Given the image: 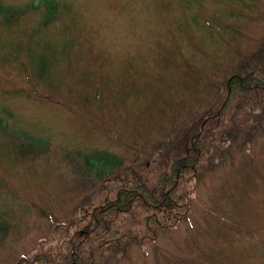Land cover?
I'll use <instances>...</instances> for the list:
<instances>
[{
    "label": "rangeland",
    "instance_id": "374dc122",
    "mask_svg": "<svg viewBox=\"0 0 264 264\" xmlns=\"http://www.w3.org/2000/svg\"><path fill=\"white\" fill-rule=\"evenodd\" d=\"M226 21L249 52L264 34V0H0V264H42L37 255L54 248L65 257L77 229L67 216L119 183V167H89L93 150L124 170L184 136L181 116L160 113L158 102L183 92L169 82L180 78L173 66L162 67L189 55L227 61ZM195 182L183 183L195 187L193 222L109 264H264V136Z\"/></svg>",
    "mask_w": 264,
    "mask_h": 264
},
{
    "label": "trees",
    "instance_id": "16d2710c",
    "mask_svg": "<svg viewBox=\"0 0 264 264\" xmlns=\"http://www.w3.org/2000/svg\"><path fill=\"white\" fill-rule=\"evenodd\" d=\"M224 23L218 35L226 40V50L234 52L221 56L227 57V61L204 57L209 60L208 64H204L205 60L197 63L189 55L187 59L166 62L162 67L173 66L174 74H179L180 78L169 82H174L177 88L182 86L183 92L172 93L167 100L158 102L160 113L170 115L174 121L181 116L178 124L185 128L184 136L170 140L172 146L164 148L165 154L160 153V149L149 156L139 153L124 170L121 159L110 151L96 148L86 155L89 167L95 168L96 164L104 168L108 164L112 168L119 167L115 178L118 186L108 195H98V202L94 199L80 204L72 216H67L70 227L77 229L68 234L65 257L54 248L39 253L38 261L42 264H109L111 257L120 251L126 252L132 244L149 240L170 224L176 226L184 217L189 225L193 220L188 204L195 187L186 189L183 183L193 179L196 184L204 181L206 175L228 161L234 163L235 152L250 151L255 140L264 136V34L254 48L243 52L242 48L239 50L243 33L232 30L227 21ZM210 36L214 38L211 30ZM166 157H171L169 161L173 158L170 166L168 160L164 162ZM148 165L152 166L150 171H147ZM147 172H152L153 176H147ZM45 214L52 224H58L57 217ZM9 225L5 221L2 230H8ZM3 239L4 236H0V240ZM203 254V250L198 251V257Z\"/></svg>",
    "mask_w": 264,
    "mask_h": 264
}]
</instances>
